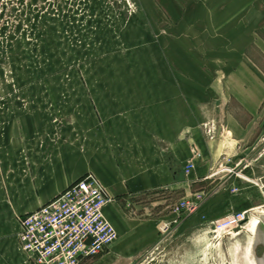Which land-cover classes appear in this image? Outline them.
Wrapping results in <instances>:
<instances>
[{
  "label": "rangeland",
  "instance_id": "1",
  "mask_svg": "<svg viewBox=\"0 0 264 264\" xmlns=\"http://www.w3.org/2000/svg\"><path fill=\"white\" fill-rule=\"evenodd\" d=\"M167 11L165 0H0V264H11L12 253L21 264H36L18 233L6 246V170L25 161L24 143L46 152L57 146L81 151L84 105L116 95L130 101L133 89L146 88L153 73L169 68L163 61L169 46L178 53L181 43L188 59L200 56L193 43L201 23L193 17L174 23ZM240 132L233 143L224 134L228 154L215 162L205 185L125 202L112 222L117 241L80 264H264V106ZM217 197L227 212L206 216ZM195 199L194 213L175 211ZM240 212L247 216L240 227L215 226Z\"/></svg>",
  "mask_w": 264,
  "mask_h": 264
},
{
  "label": "crops",
  "instance_id": "2",
  "mask_svg": "<svg viewBox=\"0 0 264 264\" xmlns=\"http://www.w3.org/2000/svg\"><path fill=\"white\" fill-rule=\"evenodd\" d=\"M165 1L172 22L190 23L187 17H193L201 23L193 43L200 56L188 59L181 43L178 53L169 46L163 53L169 68L153 73L146 88L133 89L130 101L116 95L84 105L81 151L57 146L46 152L24 143L25 161L17 171L6 170L8 249L20 232V218L89 174L112 200L104 208L111 224L128 200L158 191L188 194L205 185L215 162L228 154L224 134L237 142V133L258 117L264 106V0H209L214 1L209 9L202 6L206 0ZM211 125L213 139L204 128ZM190 161L194 169L185 176ZM218 199L208 204L206 216L227 212ZM10 258L11 264L23 260L14 253Z\"/></svg>",
  "mask_w": 264,
  "mask_h": 264
},
{
  "label": "built area",
  "instance_id": "3",
  "mask_svg": "<svg viewBox=\"0 0 264 264\" xmlns=\"http://www.w3.org/2000/svg\"><path fill=\"white\" fill-rule=\"evenodd\" d=\"M209 139L215 128L204 126ZM199 158V154H195ZM194 169L188 162L185 176ZM236 191V190H234ZM199 200V197H196ZM181 201L175 211L191 214L198 200ZM106 189L92 175H86L69 185L56 198L20 218L18 240L22 251L36 264H80L113 245L118 238L113 225L104 215L111 202ZM247 221L245 212L234 213L216 223L219 229H236Z\"/></svg>",
  "mask_w": 264,
  "mask_h": 264
},
{
  "label": "water",
  "instance_id": "4",
  "mask_svg": "<svg viewBox=\"0 0 264 264\" xmlns=\"http://www.w3.org/2000/svg\"><path fill=\"white\" fill-rule=\"evenodd\" d=\"M263 223V222H262ZM261 229L264 231V223L263 225L261 226ZM263 261H264V255H263Z\"/></svg>",
  "mask_w": 264,
  "mask_h": 264
}]
</instances>
